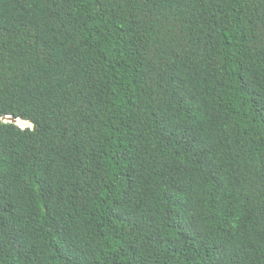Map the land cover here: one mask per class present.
<instances>
[{
    "label": "trees",
    "instance_id": "16d2710c",
    "mask_svg": "<svg viewBox=\"0 0 264 264\" xmlns=\"http://www.w3.org/2000/svg\"><path fill=\"white\" fill-rule=\"evenodd\" d=\"M0 264H264V0H0Z\"/></svg>",
    "mask_w": 264,
    "mask_h": 264
},
{
    "label": "water",
    "instance_id": "95a60500",
    "mask_svg": "<svg viewBox=\"0 0 264 264\" xmlns=\"http://www.w3.org/2000/svg\"><path fill=\"white\" fill-rule=\"evenodd\" d=\"M0 122L15 124L20 129H25V128H31L32 129V124L29 121L13 120L10 117H5L3 119H0Z\"/></svg>",
    "mask_w": 264,
    "mask_h": 264
}]
</instances>
